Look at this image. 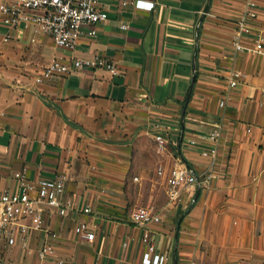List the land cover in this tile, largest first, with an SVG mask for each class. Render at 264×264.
Wrapping results in <instances>:
<instances>
[{"label":"crops","instance_id":"1","mask_svg":"<svg viewBox=\"0 0 264 264\" xmlns=\"http://www.w3.org/2000/svg\"><path fill=\"white\" fill-rule=\"evenodd\" d=\"M247 1L146 0L137 8L132 0H101L108 18L96 24V36L86 31L73 51L33 27L15 29L5 40L0 21V191L15 188L14 173L26 167L32 179L67 176L68 197L93 209L50 219L59 237L56 255L44 260L38 256L42 231L28 235V248L20 241L8 245L0 235V264H56L58 258L65 264H141L144 229L131 213L142 200L136 184L146 183L138 174L145 176L150 165L136 158L150 150L149 158L169 165L180 155L202 170L210 160L201 151L213 144L207 135L215 121L222 122L218 164L225 174L198 198L213 197L205 204L225 211L226 236L245 254L233 264L264 256V55L237 52L231 43L240 37L252 47L256 32L264 31V0H256L253 33L238 31ZM95 54L115 61L121 73L83 67L35 81L57 55ZM233 70L241 78L231 87ZM154 137L172 149L157 154ZM188 201L173 208L165 203L162 221L151 225L167 264H201L173 220L191 210ZM202 208L201 202L194 210ZM198 211L186 217L187 225L206 220ZM78 221L92 225L93 241L76 234Z\"/></svg>","mask_w":264,"mask_h":264},{"label":"built area","instance_id":"2","mask_svg":"<svg viewBox=\"0 0 264 264\" xmlns=\"http://www.w3.org/2000/svg\"><path fill=\"white\" fill-rule=\"evenodd\" d=\"M137 8H145L146 0H132ZM258 16V3L248 0L241 17L236 21L239 32L253 33V23ZM108 12L101 5V0H0V21L5 26L4 39L12 37L13 30L20 27H33L39 32L50 35L55 44L67 50H75L82 35L87 31L96 36V24L106 20ZM122 28H129L122 24ZM252 47L245 46L240 37L232 40L237 52L250 50L264 55V31L256 32ZM83 67L104 68L111 75L121 73L119 65L110 58L95 54L92 57L66 59L62 55L53 57L36 76V82H43L55 75H66ZM241 78L238 70H233L228 77L229 86L237 85ZM226 98L220 104L224 106ZM214 129L207 135L212 145L202 149V156L209 158L206 168L198 170L180 155H176L171 164L157 166V175L165 183L166 205L173 208L183 204L189 197V204L195 198L197 190H207L215 180L225 174L218 164V147L222 122L212 123ZM164 148L166 139L158 138ZM17 186L0 191V235L8 245L28 248V235L33 231L44 233V244L38 251L40 259L56 255L54 240L59 233L53 230L50 219L54 215L68 216L71 211L92 213L90 204H82L77 196L68 197L67 176L57 174L51 177L32 179L26 167L14 173ZM138 180V177H134ZM131 220L143 230L142 242L145 246L141 264H167L168 255L158 251L152 224L160 223L162 217L154 205L138 206L131 213ZM76 234L88 241L96 238V232L87 221H78ZM56 264H65L58 258Z\"/></svg>","mask_w":264,"mask_h":264},{"label":"rangeland","instance_id":"3","mask_svg":"<svg viewBox=\"0 0 264 264\" xmlns=\"http://www.w3.org/2000/svg\"><path fill=\"white\" fill-rule=\"evenodd\" d=\"M161 144L162 143L158 138L154 137L151 139V147L152 145L154 146L157 154L162 155L166 153L168 149H172L168 141H165L164 143L166 148L161 146ZM149 151L150 150H147L148 154ZM148 154L145 158H136V160L144 166H148L147 164L150 165L146 174L148 176H142V174H138L140 176V180H144V182H146L145 184H136L137 191L142 192L140 194L142 200L138 206L154 205L156 208L161 209L162 212L163 206L167 201V196L165 183L163 182L162 178L157 175L155 169L157 165H160V157L151 156L149 158ZM141 155L143 156L145 154L142 153ZM130 159L135 158H132L131 156ZM87 160L89 164L94 162L88 158ZM94 163L97 165V162ZM215 185L216 184L213 183L212 186L207 190H211ZM203 191L204 190H200V195H202ZM203 197L200 196L198 199L194 198L193 202L190 204L191 210L187 213L182 212L178 216H173V220L177 225V228L181 229L185 235L186 244L192 248L193 255L198 261H200L201 264H233L238 261L242 263L245 261V254L235 251L237 248L232 245V238L227 237L225 233V229L230 224V222L227 220L228 217L223 215L225 211L221 212V210H218L217 207H208L205 202L214 201L215 198L205 197V195ZM201 202L202 207L205 209H198L199 211H197L200 213L198 216L205 218L206 220L200 221V224L198 223V225H194L195 222H192L191 225H187L186 223L189 222L186 221V217L196 218L195 213H197V211L194 209L199 206ZM219 209H223V206H219ZM178 223H180V226ZM194 229H196V232ZM178 234L180 235V232ZM249 260L254 261L251 264H264V256H251Z\"/></svg>","mask_w":264,"mask_h":264},{"label":"trees","instance_id":"4","mask_svg":"<svg viewBox=\"0 0 264 264\" xmlns=\"http://www.w3.org/2000/svg\"><path fill=\"white\" fill-rule=\"evenodd\" d=\"M210 4V0H209V2H208V5ZM199 195H200V191H197V193H196V195H195V198L197 199L198 197H199ZM177 234H178V232H177Z\"/></svg>","mask_w":264,"mask_h":264}]
</instances>
